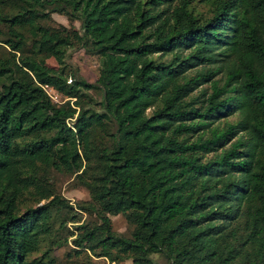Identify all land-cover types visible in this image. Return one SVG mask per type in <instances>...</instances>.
I'll return each instance as SVG.
<instances>
[{"label":"trees","instance_id":"16d2710c","mask_svg":"<svg viewBox=\"0 0 264 264\" xmlns=\"http://www.w3.org/2000/svg\"><path fill=\"white\" fill-rule=\"evenodd\" d=\"M192 1L0 0L15 7L0 13V264L53 263L31 256L53 206H69L49 166L75 173L98 216L77 225L76 253L264 264V0H204L205 19ZM52 12L80 28L44 22ZM75 44L98 55L94 82L41 57L63 64ZM26 188L48 200L18 214ZM117 213L129 235L112 228Z\"/></svg>","mask_w":264,"mask_h":264},{"label":"rangeland","instance_id":"374dc122","mask_svg":"<svg viewBox=\"0 0 264 264\" xmlns=\"http://www.w3.org/2000/svg\"><path fill=\"white\" fill-rule=\"evenodd\" d=\"M194 11L198 14L200 19H205L211 15L210 6L204 0H194L191 2ZM15 9L10 4L2 5L0 3V13L7 14ZM48 24L58 25L65 24L68 27L80 28V21L76 18L70 19L68 15L52 12L51 18L44 21ZM6 25L0 21V58L8 56V45L2 42L4 33L6 32ZM6 36V35H5ZM29 42L30 40L27 39ZM45 63L53 69L60 70L68 75V77L82 76L90 82H94L99 74L100 59L96 53L88 51L85 47L75 44L68 48L64 63H58L53 56H41ZM208 85V84H206ZM52 101L56 103L63 102L66 97L50 85L45 86ZM89 94L98 101L102 98V89L99 87L91 88ZM153 107H150L147 112L150 113ZM229 120L237 118L236 113L229 114L224 117ZM221 121H223V119ZM240 135L237 133L236 137ZM235 137V138H236ZM95 141L102 139L95 138ZM40 173H44L47 180L51 183L54 192L61 198L66 199L69 206L62 208H53L50 211L48 219L51 229L49 232L41 234L42 241L40 246L33 251L31 256H40L43 261L51 258L52 264H133L132 258L124 257L118 260H110L108 257L96 256L87 249L79 250L76 253V246L72 242L75 233L78 231L77 225L85 221H96L98 216L95 210L90 206L91 197L87 188L77 181L75 173L63 172L56 170L53 167H46L41 169ZM31 188H26L21 191L20 202L18 203L17 213H22L27 206H34L39 203L46 202L48 199H40L37 202L36 198L31 195ZM112 221V228L124 235H129L132 230V225L128 222L123 213L110 215ZM48 250V251H46ZM45 251V252H44ZM44 252V253H43ZM46 253V254H45ZM152 256L159 262H166L167 259L161 253H153Z\"/></svg>","mask_w":264,"mask_h":264}]
</instances>
